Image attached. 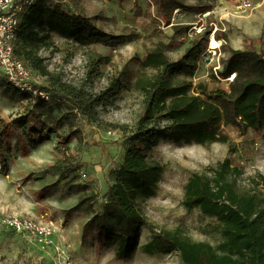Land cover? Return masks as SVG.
Returning a JSON list of instances; mask_svg holds the SVG:
<instances>
[{"label":"rangeland","instance_id":"rangeland-1","mask_svg":"<svg viewBox=\"0 0 264 264\" xmlns=\"http://www.w3.org/2000/svg\"><path fill=\"white\" fill-rule=\"evenodd\" d=\"M45 1L50 7L91 18L95 26L107 34L127 36V40L114 46L80 47L52 34L54 49L39 52L48 71L59 76L63 83L91 93L103 91L115 78L121 81L122 88L110 105L98 108L100 126L88 124L70 102L53 97L41 108L59 117L62 127L48 141L31 138L27 126H11L6 137L8 144L5 141L2 144L7 170L3 172L0 163V217L30 219L50 228L53 235L50 245L43 248L31 235L0 232V264H183L174 251H151L146 228L141 230L139 248L131 259L117 260L118 240L109 245L103 235H85L82 229L90 215L68 212L79 202L80 194L68 193L65 183L86 185L87 191L96 195L94 207L97 210L109 184V172L123 155V138L111 127H132L143 111V96L133 84L143 75L151 74L140 66L144 55L156 43L163 42L172 46L167 56L175 61L196 35L211 27L208 47L199 56L194 76L189 81L193 85L223 87L224 83L214 82L211 75L220 69L228 48L264 53V0H202L203 5L209 3V11L195 14L175 10L170 25H164L157 18L153 0ZM181 1L187 6L196 5L195 0ZM173 26L190 28L182 37L171 40ZM215 31L220 37H226V44L213 37ZM211 39L218 42L214 50L210 49ZM95 55L105 57L107 63L99 65L97 75H89L90 57ZM30 81L35 87H47L46 79L34 72L30 73ZM13 89L0 80V120L9 124L38 105ZM223 133L229 139L228 144L201 146L159 142L150 156L164 171L156 195L140 204L147 224L157 230H178L194 241L218 244L221 236L216 222L204 217L198 209L187 211L182 198L192 173L206 172L225 158H230L232 165L242 171L237 180L240 191H255L264 198V130L242 136L234 129L225 128ZM66 136L68 143L59 144L60 137ZM22 146L28 149L26 156L21 154ZM62 167L68 169L64 179L58 170ZM54 184L58 191H51Z\"/></svg>","mask_w":264,"mask_h":264},{"label":"trees","instance_id":"trees-1","mask_svg":"<svg viewBox=\"0 0 264 264\" xmlns=\"http://www.w3.org/2000/svg\"><path fill=\"white\" fill-rule=\"evenodd\" d=\"M157 18L170 25L175 10H186L203 14L210 5L195 0L196 5L187 6L181 0H153ZM173 35L183 36L190 27L173 26ZM212 28L204 29L195 36L180 58L172 61L167 51L172 46L156 43L140 62V66L151 72L138 78L133 86L143 96V111L132 127L118 125L122 138L123 155L109 172V184L103 200L94 207L96 195L87 191L86 185L65 183L68 193H79V202L70 210L90 215L83 226V233L104 236L106 244L117 248L115 258L131 259L139 248L141 230L150 234L148 246L154 252H176L183 264H264V198L255 191H240L237 180L242 171L225 158L216 167L206 172L192 173L188 178L182 198L187 211L198 209L218 227L221 240L216 245L194 241L178 230H157L146 223L140 204L156 195L162 177L163 166L150 154L161 141L174 144L213 143L228 144L223 129L231 128L239 135L264 130V53L256 50L227 49L224 61L211 79L224 83L223 87L210 88L207 84L193 85L189 81L196 70L199 56L208 47ZM52 34L76 43L80 47L91 45L114 46L127 40L124 35H111L98 29L91 18L69 14L58 7H50L45 0H34L19 18L13 43L14 54L32 72L46 79L44 89L48 101L66 100L88 124L100 126L98 108L110 105L122 88L117 78L108 82V87L99 93L75 88L61 81L48 71L39 56L42 49H54ZM213 37L226 44V37L217 31ZM107 63L101 56L90 57L89 75H97L98 67ZM12 87V86H11ZM38 102L34 110L12 123L0 120V160L3 172L7 170L2 154V144L13 125L28 127L31 138L48 141L62 127V121L51 110L41 106L46 101L32 98L27 93L13 89ZM47 101V102H48ZM61 145L68 143V136L60 137ZM28 149L21 147L22 156ZM55 168V167H54ZM57 168V167H56ZM61 177L67 168H58ZM51 191H58L52 185ZM86 203V206H83Z\"/></svg>","mask_w":264,"mask_h":264},{"label":"built area","instance_id":"built-area-1","mask_svg":"<svg viewBox=\"0 0 264 264\" xmlns=\"http://www.w3.org/2000/svg\"><path fill=\"white\" fill-rule=\"evenodd\" d=\"M34 0H0V80L13 88L27 93L32 98L48 101V93L32 85L29 66L13 52L16 26L19 14ZM0 232L17 235H31L41 247L51 243L53 231L27 218L0 217Z\"/></svg>","mask_w":264,"mask_h":264},{"label":"bare ground","instance_id":"bare-ground-1","mask_svg":"<svg viewBox=\"0 0 264 264\" xmlns=\"http://www.w3.org/2000/svg\"><path fill=\"white\" fill-rule=\"evenodd\" d=\"M218 47V42L215 39L210 40V49L214 50Z\"/></svg>","mask_w":264,"mask_h":264}]
</instances>
